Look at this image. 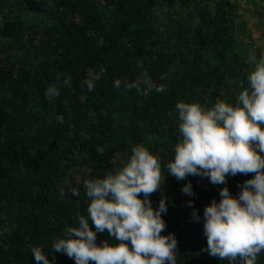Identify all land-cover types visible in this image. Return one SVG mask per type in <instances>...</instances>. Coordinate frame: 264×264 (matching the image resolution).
<instances>
[{"label": "trees", "instance_id": "trees-1", "mask_svg": "<svg viewBox=\"0 0 264 264\" xmlns=\"http://www.w3.org/2000/svg\"><path fill=\"white\" fill-rule=\"evenodd\" d=\"M235 9L230 0H0V264H38L31 248L41 245L50 264H76L51 246L87 215L84 181L114 173L138 144L158 155L167 175L181 139L176 104L235 102L254 69ZM256 11L263 25L264 8ZM101 68L88 91L82 82ZM145 71L163 93L114 87ZM49 86L60 90L52 100ZM254 175L229 174L221 185L168 175L150 195L154 209L167 197L162 235L177 238V264H230L204 251V210L224 187L238 197ZM189 182L194 195L182 191ZM106 239L120 243L97 233L98 244Z\"/></svg>", "mask_w": 264, "mask_h": 264}, {"label": "clouds", "instance_id": "clouds-1", "mask_svg": "<svg viewBox=\"0 0 264 264\" xmlns=\"http://www.w3.org/2000/svg\"><path fill=\"white\" fill-rule=\"evenodd\" d=\"M105 73L106 69L101 68L82 83L93 91L95 82ZM159 79H168V73H161ZM247 80L248 86L239 92L234 103L217 99L211 107L199 102L176 104L181 139L175 145L174 160L166 165L167 175L162 172L158 155L138 144L114 173L109 171L104 178L85 180L83 187L90 200L87 215H78V226L67 228L63 238L55 239L52 251L67 255L76 264H177V238L174 234L162 235L167 197L154 209L150 195L161 188L168 175L179 181L189 175L207 177L212 184L221 185L229 174L254 173L240 186L238 197L224 187L220 190L221 200L213 199L206 206L204 251L230 264H257L264 252V56ZM63 83L70 86L71 77L67 76ZM121 86L144 97L153 91H165V86L157 84L147 71L135 80L114 82V87ZM59 94L56 86L45 91L49 100ZM58 189L64 196L65 189L59 185ZM70 191L74 196L80 194L76 187ZM182 191L194 195L190 182ZM192 218L201 219L195 210ZM104 232L120 243L112 244L106 239L98 244L97 233ZM44 249L43 245L31 248L38 264H50Z\"/></svg>", "mask_w": 264, "mask_h": 264}, {"label": "rangeland", "instance_id": "rangeland-1", "mask_svg": "<svg viewBox=\"0 0 264 264\" xmlns=\"http://www.w3.org/2000/svg\"><path fill=\"white\" fill-rule=\"evenodd\" d=\"M230 1L236 5L235 15L237 20H241L247 27V31L245 30L246 35H242L250 41L251 46L248 49L245 48L244 52L247 55V62L254 67L261 56H264V24L260 25V22L257 21L261 15L256 11L257 8H264V0ZM244 25L242 26L244 27Z\"/></svg>", "mask_w": 264, "mask_h": 264}, {"label": "crops", "instance_id": "crops-1", "mask_svg": "<svg viewBox=\"0 0 264 264\" xmlns=\"http://www.w3.org/2000/svg\"><path fill=\"white\" fill-rule=\"evenodd\" d=\"M257 20V19H256ZM258 20H259V18H258Z\"/></svg>", "mask_w": 264, "mask_h": 264}]
</instances>
